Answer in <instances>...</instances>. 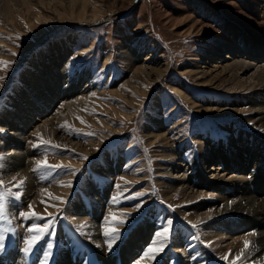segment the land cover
Returning <instances> with one entry per match:
<instances>
[{
	"label": "rangeland",
	"instance_id": "obj_1",
	"mask_svg": "<svg viewBox=\"0 0 264 264\" xmlns=\"http://www.w3.org/2000/svg\"><path fill=\"white\" fill-rule=\"evenodd\" d=\"M63 1L33 0L30 13L17 10L14 18L0 19V61L9 62L0 63V229H9L0 258L11 254L0 264H42L47 243L53 244L47 264H135L167 219L173 224L164 251L155 260L145 258L144 264H233V250L244 248L245 238L252 241L255 229L235 214L204 216L213 205L237 195L221 193L213 184L174 190L173 175L198 173L204 182L222 183L212 166L229 169L219 175L225 173L230 181L236 168L246 166L249 183L254 184L249 176H259L254 163H264V157L255 151L246 153L237 145L236 159H228L231 165L224 158L230 140L242 132L264 149V130L251 119L256 96L228 79L223 55L233 42L220 43L221 37L245 31L263 36L264 0ZM236 6L248 17L237 13ZM174 23L181 25L173 29ZM54 49L66 51L65 57L51 62L50 56L57 57ZM46 65L53 66L59 81L54 91ZM48 89L51 99L44 97ZM40 105L44 109L35 111ZM203 107L215 110L202 112ZM219 109L244 112L216 113ZM16 114L23 144L11 149ZM152 127L168 139L149 138ZM41 137L51 144H39ZM16 152L24 158L13 171L9 159ZM45 158L75 171L37 167ZM136 193L144 195L131 199ZM137 203L143 204L139 210ZM29 204L45 219L21 217ZM112 213L130 215L122 216L126 223L109 224L120 230L109 251L103 233ZM47 219L54 221L53 234L25 253V241L35 234L27 229ZM143 238L145 246L124 261L130 241ZM219 247L230 250L219 253ZM244 254L236 264H254Z\"/></svg>",
	"mask_w": 264,
	"mask_h": 264
},
{
	"label": "bare ground",
	"instance_id": "obj_2",
	"mask_svg": "<svg viewBox=\"0 0 264 264\" xmlns=\"http://www.w3.org/2000/svg\"><path fill=\"white\" fill-rule=\"evenodd\" d=\"M37 1H39L41 4H46L45 2L49 1V0H37ZM62 1L63 0H61V2ZM70 1H71L72 5H75L77 0H70ZM63 3H64V1H63ZM32 7H33V0H0V16L1 17L3 16V18H0V19L7 20L8 17H10V16L12 18H14L17 10L18 11L20 10V12H25L26 14H28L31 12ZM237 7L238 6L235 7L236 12L237 13L241 12L242 14L241 13H239V14H241L242 16L247 18L248 14H245L246 12L244 13L241 10H237L240 8V7L239 8H237ZM235 8H233V10H230V11L235 13ZM84 9H85V7H84ZM177 23H180V22H177ZM177 23L173 24L174 25L173 29H177L181 25V24L177 25ZM260 25H262V23ZM233 27H235V26H233ZM195 28H197V27H195ZM199 28H200V26H199ZM201 29H202V27H201ZM256 31H258V30H256ZM239 34L236 37L233 35L229 36L230 34L228 36L223 37V38L221 37L223 42L220 43V45H223V44L225 45V44H227V42H233V45H234L233 47H231V46H229L230 44H227L228 46L227 45L226 46L228 47L229 51L223 55L226 59H228V61L226 62L225 69L227 70V74L229 75V77L227 75L226 76L228 77V79L231 80L232 83H234L235 85L245 86L244 88L247 89L246 90L247 92H252V94H254V96H256V98L254 97L252 99V102L254 105L252 104L253 106L250 109V113L254 112V115L252 116L251 119L254 118L253 122L255 124H257L258 126H260L264 130V35L262 36L260 32L259 33L258 32L257 33H251V31H247V33L245 31V32H242ZM43 40H46V37H45V39L44 38L39 39L34 47H36L37 44H40L41 41H43ZM33 48L30 49L25 54V57L28 56L32 52ZM53 52H57V50L54 49V50H52V53ZM65 54H66V51H64V50L60 51V49H58L56 58H53L54 56H50V58L52 57L51 62H56L57 59L60 60L62 57H65ZM45 64H47V62ZM46 67H47V69L51 70L50 75L52 76V78L50 76H48L47 81L49 82L52 91H54L53 87H56V85H58L59 81L54 80L56 77L53 76V73H54L53 66L46 65ZM142 69H145V65ZM136 71H137V73L140 72L142 74L144 72V71L142 72V70L140 68H136ZM40 76L42 77V76H46V75L40 73ZM136 77H138V74H136L134 76V78H133V80L135 79L134 81H136ZM200 78H202V77H200ZM34 81L37 82V81H39V79L38 78L34 79ZM34 81H32V82H34ZM134 81H130V84H134L135 83ZM52 82H53V84H52ZM205 85H208V83ZM175 90H177V89H175ZM180 94H183V93H180ZM54 96L55 95H53V97ZM56 96H61V94H59V95L56 94ZM44 97H47V99H51L49 89H48V93H45ZM184 97H186V96H184ZM31 98L32 97H30V99ZM42 108H43L42 105H40V107L37 106V107H35V111H39ZM200 110L202 112H208V111H213L215 109L211 108V107H206V108L203 107ZM226 110L229 113H230V111H234L235 113H237V111L239 113L244 112V109H238V110L219 109V110H217L216 113H222V112H225ZM21 112L24 113L23 110ZM234 112H232V113H234ZM18 117H19V114H16V115H14L13 120H12L13 121L12 123H14L13 127L16 128L15 129L16 131L10 132V134H15V136L12 137L11 140L9 141L10 148L11 147L13 148L14 146L15 147L16 146L21 147V145L23 144L21 141V135H20V133L21 134L23 133V130L20 129L21 126H18V123H20V120ZM218 117H221V116L218 115L216 118H218ZM10 125H12V124H10ZM156 126L160 127L161 125L158 123V124H156ZM17 130H19V131H17ZM156 130H159V129H156ZM156 130L154 127H152L151 129L149 128L147 130V135L150 136L149 138L161 139V140L168 139V137H167L168 134H166L163 131L156 133ZM18 134L20 135V137H18V136L16 137V135H18ZM152 134H154V137H151ZM154 139H152V140L154 141ZM228 144L231 145V147L224 149L227 153V154H225L224 158L226 157V159H227L226 161L229 165H231L230 160H228L229 158L236 159V153H235L234 147L237 145H238V148L239 147L243 148L246 153H247V150L251 151V152L255 151L257 153L258 157L259 156L264 157V149L259 145L260 143L257 144L254 141V138H252L249 133L243 134V132H242V134H238V136H234V139L232 138V140H230V142ZM22 154L23 153L16 152V154L11 156L12 158L9 159V169L14 171V170H17L20 168L19 166L22 165V163H21V161L23 160L22 158H24V157H22L20 159ZM252 159H253V157H252ZM257 163H258V161H257ZM257 163H254L253 169L256 172H259V176H258L259 179L258 180H260V183H259L260 186H258L259 184L256 185V183H258V180H257L258 177L255 174L252 176H249L250 178H252L251 182L254 184L249 183V180L247 179L246 175L244 174V173H246L245 172L246 166L239 167V168H236L234 170V172H236L237 174L231 175V181H233V182H231L230 180H227V179H230L229 177L225 178L226 177L225 173L222 176L219 175L220 171H222L223 168H218V167H213V166L210 168V171L219 170L218 172H216L215 176H218L217 178H221L220 181H225V182H222V183H218V182L217 183L216 182L210 183L207 181L204 182L203 178L198 176V173L194 176L185 175L184 173L181 175H173L175 177V178H173V179H175V181H174V188L175 189L174 190H177V188H179V189L183 188L185 191H187V190L192 188L191 186H196V185H198L199 187L205 186V187L209 188V186L212 187V184H213L216 187H218L217 189H220L217 191H220L221 193H230V194L237 195V196L233 195L234 198H232V196H231V198H227V199L225 198L226 200L224 201V203L221 202L223 205H219V204L213 205L214 207L211 210L209 209V211H206L205 216L204 215L203 216L206 219V218L215 217V216H224L225 214H233V215L235 214L237 216L246 218L250 222L252 228L255 229V234H254L255 237L252 241H250L251 242L250 246L246 250V254H244V255H248V256H246V258L250 262L252 261V263H254V264L259 263L264 259V216L261 217L262 213L264 212V176H263L264 175V163H261L260 165H258ZM178 165H183V164L178 163ZM232 168H233V166H232ZM173 171L176 172L177 167L174 168ZM223 171L226 172V171H229V169H226V167H225V169ZM247 171L249 172V171H251V169H249ZM193 173H196V172H193ZM219 176H221V177H219ZM228 181H230V182H228ZM252 186H254V187H252ZM225 187H230L227 192L225 190L227 188H225ZM185 191H184V193H185ZM222 197L224 198L226 196L224 195ZM219 199H220V197H219ZM230 218H232V217H230ZM196 220H198V219H196ZM201 220H203V218H201ZM222 224L224 225L225 223H222ZM228 224L229 223L225 224L223 227H226V226L230 227L229 226L230 224L229 225ZM236 230L238 232L240 229H236ZM253 233H254V230H253ZM215 235H217V234L215 233ZM237 239H238V237H237ZM251 239H252V235H251ZM146 242L147 241L144 238L140 239V240H133V241L131 240L129 246H132V247L128 248V250H126V252L124 253V257H123L124 261L130 262L131 257H133V255L135 254L134 252H136L138 249H142L145 246ZM18 246H19V244H18ZM241 249H244V248L236 247L233 250L235 253L234 254L230 253V254L232 255V257H234L235 255L240 253ZM217 250L219 251V253L222 252V253L227 254L226 251H228L230 249L228 247H226V248L219 247ZM19 251L20 250H18L16 254H21V252H19ZM244 253H245V251H244ZM9 256L7 258H9ZM7 258H6V253H5V255L3 257H1L0 259H1V261H5V260H7Z\"/></svg>",
	"mask_w": 264,
	"mask_h": 264
},
{
	"label": "snow or ice",
	"instance_id": "obj_3",
	"mask_svg": "<svg viewBox=\"0 0 264 264\" xmlns=\"http://www.w3.org/2000/svg\"><path fill=\"white\" fill-rule=\"evenodd\" d=\"M0 63L7 65L9 62L7 61H0ZM0 79H2V77H0ZM93 95H95V93H93ZM62 107V106H61ZM82 122H83V118H81ZM63 126H67L69 128H71V125L68 124V122H65V124ZM79 131V130H77ZM34 135H39L38 133H34ZM86 135H93V133H88ZM39 144H51V141L48 140H44L42 137L39 139ZM38 146V145H34ZM55 147H60V145H55ZM85 159H87V157H85ZM37 167H47V168H51L53 170L55 169H61V168H67L70 171H75L74 169H71V166L68 165H63V164H56V165H50L47 161V158H45L42 161H37ZM23 183V182H21ZM119 187V186H118ZM45 192L47 190H44ZM21 195V193L17 192L15 193V196L17 198H19ZM143 193H136L134 196L130 197L131 199H137L140 196H143ZM48 196L53 198V199H58L63 201L64 198L63 197H56L53 196L52 193H48ZM114 201L117 198H113ZM44 203H47L46 201H43ZM143 207V204L141 203H137L136 208L137 210H139V208ZM167 207L171 208V205H167ZM29 211L27 212H20L19 215L25 219H29V218H38V219H45L44 216H42L41 214L37 213L32 204L28 205ZM0 213H2V205H0ZM126 215H130V213H124L122 214V216H126ZM48 216H51V213L48 214ZM122 216H117L115 213H112L109 217L108 220L105 221V228H104V236L109 237V239L107 240V246H108V250L111 251L113 245L115 244V242L119 239V228L117 227H110L109 224H115V223H126V221L122 218ZM9 225L11 224V221H8ZM54 223L53 220L51 219H47V222L44 223L42 226L40 224H33L31 227H29L27 229V231L29 233H35L34 235H31L27 238V240L25 241L26 247L24 248V252L25 253H30L33 248L39 243V241H41L45 235H52L53 233H51L50 229L52 224ZM172 224L173 221L171 219H167L165 225L162 226L161 230L157 231L155 233V239L152 242V244L146 249V251L142 254V256L137 259L135 261V264H144V260L145 258H149L152 260H155L156 256L164 251V248L166 247L167 241L169 240L170 237V232L172 229ZM79 227H83V225L79 226ZM193 228L196 227L195 224L192 225ZM8 231L9 229H0V252L4 251L6 248V241L7 239H9L8 236ZM11 231H14V229H11ZM254 234V233H253ZM250 241L245 238L244 240V249H241L240 253L237 254L236 256V261L233 262V264H236L237 261L240 260V258L243 256L244 251L247 250L250 246ZM52 248H53V244L52 243H47L46 245V254L43 257V261L42 264H47L48 259L51 257L52 255ZM228 257L225 256L224 259H227Z\"/></svg>",
	"mask_w": 264,
	"mask_h": 264
}]
</instances>
